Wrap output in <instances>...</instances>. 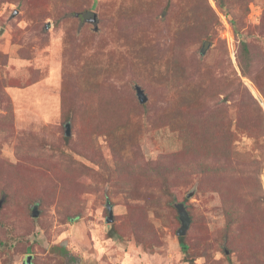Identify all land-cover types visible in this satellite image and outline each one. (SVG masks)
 Returning a JSON list of instances; mask_svg holds the SVG:
<instances>
[{"label": "rangeland", "instance_id": "374dc122", "mask_svg": "<svg viewBox=\"0 0 264 264\" xmlns=\"http://www.w3.org/2000/svg\"><path fill=\"white\" fill-rule=\"evenodd\" d=\"M224 7L0 0V264H264V0Z\"/></svg>", "mask_w": 264, "mask_h": 264}, {"label": "trees", "instance_id": "16d2710c", "mask_svg": "<svg viewBox=\"0 0 264 264\" xmlns=\"http://www.w3.org/2000/svg\"><path fill=\"white\" fill-rule=\"evenodd\" d=\"M218 9L220 10H223L225 7H224V0H214ZM237 59H238V62H239V70L241 72V74L243 76L245 75H249L250 73V69H251V64H252V56H251V53H250V50L248 48V45L244 42H241L240 43V49H239V54L237 56ZM253 82L257 85L256 83V79H253ZM258 87V85H257ZM263 98H264V92L262 90L259 91ZM244 106H253V105H257L256 101L250 96L249 97V100L248 102H244L243 103ZM259 107V105H258ZM260 108V107H259ZM258 108V110H259ZM260 111V110H259ZM261 113V117H260V120L262 119V122H264V117L262 115V111H260ZM199 166L202 168L203 167V163H200ZM184 238L183 237H178V241H179V244H180V248H181V251L183 253H186L187 251V246L184 244L183 242Z\"/></svg>", "mask_w": 264, "mask_h": 264}, {"label": "water", "instance_id": "95a60500", "mask_svg": "<svg viewBox=\"0 0 264 264\" xmlns=\"http://www.w3.org/2000/svg\"><path fill=\"white\" fill-rule=\"evenodd\" d=\"M207 44L208 43H204V46L202 48V53H204L206 47H207ZM135 92H136V96H137V99H138V102L140 104H144L146 103L147 101V97L144 95L143 91L141 90V88L139 87H136L135 88ZM259 103V101H258ZM69 130H68V127H67V130L65 132V136H69ZM190 196V195H189ZM107 210H108V218L106 219V223H111L112 221V208L107 205ZM176 209H177V212H178V216H179V221L181 223V227L180 229L177 231V237H183L186 233V230L188 229L189 227V223H190V219H189V216L187 214V212L185 211V208L183 206V204H178L176 205ZM32 217L33 218H36L38 216V212H37V208L36 206H34L32 208ZM31 256H27L23 262V264H31Z\"/></svg>", "mask_w": 264, "mask_h": 264}]
</instances>
